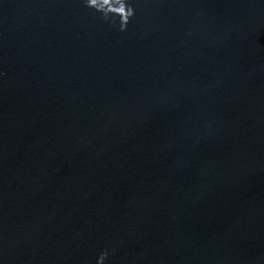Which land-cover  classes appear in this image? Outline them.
Instances as JSON below:
<instances>
[{"label":"water","instance_id":"water-1","mask_svg":"<svg viewBox=\"0 0 264 264\" xmlns=\"http://www.w3.org/2000/svg\"><path fill=\"white\" fill-rule=\"evenodd\" d=\"M0 0V264H264V0Z\"/></svg>","mask_w":264,"mask_h":264},{"label":"clouds","instance_id":"clouds-1","mask_svg":"<svg viewBox=\"0 0 264 264\" xmlns=\"http://www.w3.org/2000/svg\"><path fill=\"white\" fill-rule=\"evenodd\" d=\"M86 3L89 7L95 8L97 11L103 13L105 19H109L113 16H119L120 17V29L124 30L129 22L130 17L134 15V9L131 7L130 4L127 3V11L124 16L117 15L113 12L104 11L102 8L97 7V0H86ZM108 256L107 250H105L101 256L99 257V260L102 264V262L106 259Z\"/></svg>","mask_w":264,"mask_h":264}]
</instances>
